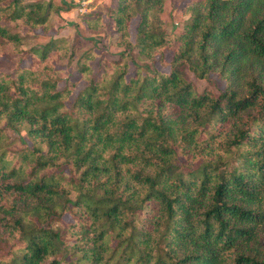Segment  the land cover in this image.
<instances>
[{
    "label": "trees",
    "instance_id": "16d2710c",
    "mask_svg": "<svg viewBox=\"0 0 264 264\" xmlns=\"http://www.w3.org/2000/svg\"><path fill=\"white\" fill-rule=\"evenodd\" d=\"M166 1L113 0L122 51L71 101L74 45L19 33L61 7L0 0V59L29 57L0 73V264H264V0H186L179 34Z\"/></svg>",
    "mask_w": 264,
    "mask_h": 264
},
{
    "label": "rangeland",
    "instance_id": "374dc122",
    "mask_svg": "<svg viewBox=\"0 0 264 264\" xmlns=\"http://www.w3.org/2000/svg\"><path fill=\"white\" fill-rule=\"evenodd\" d=\"M49 1V0H46ZM55 6H60L59 14L54 13L49 21L48 33L41 31H29L26 28H20L19 33L26 38L27 48L43 47L51 39L61 42L64 46L75 47V57L68 64L67 59L60 60L57 67L60 70L61 83L59 89L66 87L73 88L71 101L85 86L84 80L81 78L78 65L79 58L90 49H93L97 55L105 54L110 60L117 59V54L122 48L116 46V35L111 32L106 12L113 4V0H51ZM186 0H167L165 3L163 20L168 33L179 34L183 29V23L189 19L188 14L183 13V6ZM98 18H93L96 16ZM87 19V20H85ZM90 21V22H88ZM134 34V25L132 27ZM29 63V57L26 55H6L0 59V73L11 74L18 68ZM91 66L94 70L99 68V57L96 58ZM157 68L166 70L167 67L157 65ZM154 69V65L150 66ZM189 80L194 82L197 92L201 93L207 89L212 92L215 88L208 85L207 82L199 80L190 72L187 73ZM217 88L222 90L224 83L215 76ZM10 136H15L8 132ZM65 264V263H64Z\"/></svg>",
    "mask_w": 264,
    "mask_h": 264
}]
</instances>
